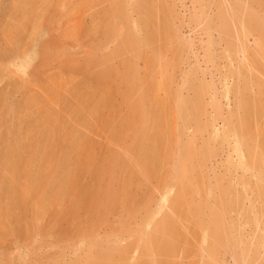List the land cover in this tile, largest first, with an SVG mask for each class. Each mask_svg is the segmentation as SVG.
Wrapping results in <instances>:
<instances>
[{
	"label": "rangeland",
	"instance_id": "374dc122",
	"mask_svg": "<svg viewBox=\"0 0 264 264\" xmlns=\"http://www.w3.org/2000/svg\"><path fill=\"white\" fill-rule=\"evenodd\" d=\"M263 29L264 0H0V264H264Z\"/></svg>",
	"mask_w": 264,
	"mask_h": 264
},
{
	"label": "bare ground",
	"instance_id": "6f19581e",
	"mask_svg": "<svg viewBox=\"0 0 264 264\" xmlns=\"http://www.w3.org/2000/svg\"><path fill=\"white\" fill-rule=\"evenodd\" d=\"M145 7V6H144ZM218 15V14H217ZM221 15V14H220ZM220 15H219V20H221V18L222 17H220ZM248 16H250V15H248ZM252 19V18H251ZM127 20V19H126ZM251 21V20H250ZM259 22V21H258ZM211 24V23H210ZM262 26V25H261ZM247 29V28H246ZM261 30V29H260ZM264 30V29H263ZM22 31V30H21ZM260 33V32H259ZM264 34V33H263ZM262 36V35H261ZM196 96V95H195ZM239 105V104H238ZM138 112L140 113V110H138ZM144 114H145V112H144ZM142 116H144L143 114H141ZM140 117V116H139ZM144 119H145V117H144ZM241 130V129H240ZM232 132H234V136H236L237 135V130H233L232 129ZM231 132V133H232ZM216 133V132H215ZM229 133H230V131H229ZM240 134H242V133H240ZM217 135V134H216ZM215 135V136H216ZM241 136V135H240ZM227 136H223V138H226ZM243 137V135L241 136V138ZM242 142L239 140V139H237L236 138V140H234V149H235V152L237 153V155H238V158H239V162H240V164H241V166L242 167H244V168H247V161H246V155H245V153H244V151H243V149H242ZM15 164L16 163H18L17 161H15L14 162ZM60 168V167H59ZM147 168V167H146ZM178 173V172H177ZM73 182H72V180H67V181H65V182H62L61 184H62V186H64L65 185V187H66V185H70V184H72ZM8 185V184H7ZM60 185V184H59ZM73 185V184H72ZM61 186V185H60ZM75 187V186H74ZM74 187H72V188H74ZM68 188V187H67ZM71 188V189H72ZM182 196V198H183V196L184 195H181ZM89 197H91V196H87V199H89ZM181 197H180V194H179V199H182ZM86 199V200H87ZM85 200V199H84ZM178 200V199H177ZM177 202H179V201H177ZM85 203V202H84ZM166 221V220H165ZM218 221V220H217ZM162 223V222H161ZM166 224V223H165ZM164 224V225H165ZM169 224V223H168ZM159 225V224H158ZM164 225H161V227L160 228H162ZM170 225H171V221H170ZM174 225V224H173ZM160 226V225H159ZM167 225H165V227H166ZM156 228V227H155ZM160 228L158 227L157 228V233H159L160 232ZM216 232V231H215ZM156 233V234H157ZM152 237H154V235H152ZM214 237V236H213ZM155 239V238H154ZM154 241V240H153Z\"/></svg>",
	"mask_w": 264,
	"mask_h": 264
}]
</instances>
